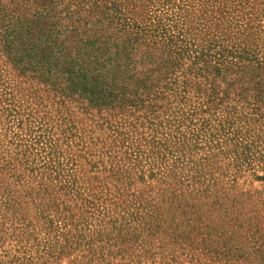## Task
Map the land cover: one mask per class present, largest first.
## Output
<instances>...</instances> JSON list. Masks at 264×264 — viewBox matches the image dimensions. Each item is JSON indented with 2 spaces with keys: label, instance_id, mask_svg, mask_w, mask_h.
<instances>
[{
  "label": "rangeland",
  "instance_id": "obj_1",
  "mask_svg": "<svg viewBox=\"0 0 264 264\" xmlns=\"http://www.w3.org/2000/svg\"><path fill=\"white\" fill-rule=\"evenodd\" d=\"M147 15L227 71L183 59L160 121L59 101L0 53V264H264V81L241 71V49L263 66L264 0Z\"/></svg>",
  "mask_w": 264,
  "mask_h": 264
},
{
  "label": "trees",
  "instance_id": "obj_2",
  "mask_svg": "<svg viewBox=\"0 0 264 264\" xmlns=\"http://www.w3.org/2000/svg\"><path fill=\"white\" fill-rule=\"evenodd\" d=\"M155 4L156 0H0V53L19 76L59 101L72 100L85 111L112 116L132 117L138 111L146 121H160L164 113L158 111L165 112L167 95L173 96L180 62L188 60L201 76L199 71H207L213 56L207 47L185 43L147 15ZM241 54L248 62L241 71L247 70L250 80L261 74L264 81V71L253 72L264 70V62L260 66L246 50ZM215 58V75L227 74L223 59ZM179 113L184 115L177 109L174 118L165 121H178ZM241 149L248 150V144Z\"/></svg>",
  "mask_w": 264,
  "mask_h": 264
}]
</instances>
